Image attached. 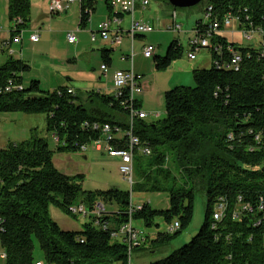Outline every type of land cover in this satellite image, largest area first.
<instances>
[{"label":"trees","instance_id":"1","mask_svg":"<svg viewBox=\"0 0 264 264\" xmlns=\"http://www.w3.org/2000/svg\"><path fill=\"white\" fill-rule=\"evenodd\" d=\"M103 1L109 16L115 14L111 0ZM96 3L80 0L82 27L90 20ZM208 4L220 21L232 13L264 27V0H208ZM8 17L18 31L27 28L30 0H8ZM204 32L200 20L194 38ZM15 33L11 31V40ZM212 42L222 45L220 52L211 50L212 67L193 71V87L178 86L166 92L165 119L150 126L136 122L142 144L151 149L152 156L157 153L156 163L164 162L166 150L183 169L185 184L199 178L207 185L205 217L197 235L170 255L148 264H264V43L259 49L240 48L220 35ZM229 48L243 58L239 71L228 68ZM111 53L102 51L105 66L111 63ZM156 53L155 68L164 72L183 56L184 48L174 41L164 57ZM30 69L12 55L0 65V113L45 115L47 132L59 142L53 150L46 138L35 135L0 149V247L5 252L4 264H36L35 240L43 251L44 264H129V247L114 240L112 233L128 220L130 193L115 187L98 194L85 191L83 175H65L53 161L55 152L79 153L80 146L95 139L99 132L92 129L94 124L126 130L128 92L124 90L119 98L89 95L85 105L67 88L44 91L38 80L26 88L22 73ZM136 191L147 190L140 186ZM160 191L168 192L169 208L156 210L144 203L134 212L133 221L158 231L153 238L144 237L132 253L145 250L148 244L150 255L160 253L193 222V186H170ZM220 202L227 209L216 221L214 210ZM100 203L104 211L94 215ZM106 204H115L117 211L108 213ZM245 204L252 210L243 211ZM50 206L75 219L79 216L70 209L83 206L90 221L82 231H64L51 218ZM158 219L167 231H159ZM175 224L178 228L171 232Z\"/></svg>","mask_w":264,"mask_h":264},{"label":"rangeland","instance_id":"2","mask_svg":"<svg viewBox=\"0 0 264 264\" xmlns=\"http://www.w3.org/2000/svg\"><path fill=\"white\" fill-rule=\"evenodd\" d=\"M141 2L142 0H137L135 17L139 21L151 24L155 31L147 34L146 36L143 35L144 38L141 41L137 39L135 43L133 61L134 63H143L146 69L142 80L143 86L141 85V93L136 95V107L140 108L138 100L145 102L143 110L149 117L143 122L150 126L160 123L165 119V94L175 86H170V89L164 91L162 90L163 86L166 84L168 85L170 81L176 83L183 78L184 80L182 82V86L193 87L195 84L193 70L210 69L212 67V55L211 50L209 49H202L197 55H195V59H197L196 62L200 61L199 65L195 64V59L189 60L187 58V51L189 49L188 43L195 37L194 29L200 20H204L206 9L209 4L208 0H204L203 3L191 9L174 10L173 7L168 5L164 0H149V6L146 7V9L142 8ZM71 7L70 13L73 15L71 22L76 24L80 12L79 0H74ZM49 8L50 0H30L31 20L28 24L27 30H22L24 31V34L26 33V36L36 32L41 36L43 41L36 50V54L34 56H32V50L28 51L29 58L27 59H30L28 61H31L32 64H29L31 67L29 71L22 73L23 84L26 88H28L33 80H38L40 82L41 89L49 92H54L61 86H69L76 90V93L72 90V94L77 95L79 98L78 102L86 105L87 95L85 92H90L92 96L98 93V88L94 85L99 81V76L103 77L100 70V65L103 64L102 58L92 57V59H90L93 52L91 33L89 32L90 24L87 28L82 29L80 33L75 34L79 42L81 33H85L83 43L84 53L80 56L78 63L75 64L72 63V61L70 64L66 63L70 66V73H75L77 76L83 77L84 82L82 86V83L77 82L79 81L78 79L76 82H68L66 76H69L70 74H66L67 72L65 68H58L54 66L63 65L58 64L61 62V50H57V48L53 46V43L51 45L46 43V34L56 32L57 37L61 29L65 26V24L61 22L65 18L63 19V15L52 16ZM102 9L106 10L104 1L97 0L96 11L102 12ZM174 11L177 13V23L182 26V31L180 33H176L168 29L169 25H171L173 21L172 13ZM111 16H109V18ZM125 16L126 18H129L128 15H124L123 18ZM213 19H217V16L214 15ZM5 22V26H0V34L4 33L7 38L6 40H8V18H6ZM238 27V24H235L231 28H224L223 38H225L228 43H234L240 48L250 47L259 49V47L262 46L261 38L257 36H255L251 41H246L244 39L243 32H241ZM240 27L243 26L240 25ZM174 41H178L183 46L184 54L164 72L156 70L154 57L151 59H145L143 57L142 47L141 45L139 46L142 42L146 45L154 46L157 48L156 56L164 57L169 45ZM125 47L126 41H124L122 45L123 49H125ZM13 49L16 48L14 47ZM114 53L119 58L129 56V61H131L132 50L129 46L127 48V53H122L117 50ZM9 57L10 54H0V64ZM145 60H147V63ZM149 65L152 66L151 73L148 72ZM56 70L59 72H56ZM85 70H87L86 73ZM83 87L87 88L84 89ZM93 100H95V98H93ZM154 114H160L161 116L156 119L153 117ZM35 135L46 138L51 149H55L56 143L54 136L47 132V117L45 115L0 113V149L7 148L10 143H21L27 141ZM164 154L165 157L163 163L155 162L157 153L153 156L136 155L133 171V184L130 186V184L127 183L119 172V159L111 158L104 152H97L90 149L86 153H54V164L61 173L72 177L78 175L84 176L81 186L85 191L98 194L115 187L121 191L130 193V206L132 205L133 207L142 206L144 203H148L153 209L167 210L169 208V194L168 192L160 191L161 188L164 189L170 186L183 188L185 185L186 187L193 186L195 190V212L193 222L189 229L177 237L167 249H162L160 253L150 255L151 252L149 250H151V246H149V244L145 246V250H140L137 254L132 253L129 257V264L151 263L157 259H162L170 255L173 251L190 243L193 237L197 235L204 222L207 206V185L199 178L191 179L188 184H185L186 181L183 169L178 168L179 166L171 153L165 150ZM166 171L168 172L167 175ZM140 186L142 190L147 191L137 192L136 189ZM100 201L103 202L102 200ZM98 205L102 204L100 203ZM106 209L108 213H113L117 211V206L115 204H106ZM49 213L53 221H55L64 231H82L84 225L90 221V218L83 216H79L76 219L71 216H67L55 206H50ZM157 224L160 225L159 231H167V226L161 219L157 220ZM133 227L142 237L149 236V238H153L158 231L156 228H145L143 223L140 221H133ZM142 243L143 242H140V245ZM4 255L5 252L0 247V264L5 263ZM34 258L36 261H41L42 264L45 263L43 251L37 240H35Z\"/></svg>","mask_w":264,"mask_h":264},{"label":"built area","instance_id":"3","mask_svg":"<svg viewBox=\"0 0 264 264\" xmlns=\"http://www.w3.org/2000/svg\"><path fill=\"white\" fill-rule=\"evenodd\" d=\"M74 0H51L50 2V14L52 16L65 14L71 7ZM80 2V0H79ZM112 7L114 10V15L106 19L99 26V34L105 41H111L113 45L120 46L123 41V29L121 27L123 20L121 17L117 16L118 14L128 15L130 17V26L126 31V34L133 42L137 36H143L150 34L155 31L154 27L142 21H139L135 17L137 0H111ZM141 6L143 9L149 6V0H142ZM92 15V12H90ZM213 10L211 7L206 9V14L203 20V30L205 32L200 38H193L189 41L188 46L190 50V56L192 57L194 53L201 51L202 49H214L215 51L220 52L222 50V45L220 43L215 44L212 42V39L215 36L220 35L223 37L224 28H231L233 25L238 24L241 32H243L244 39L246 41H251L255 36L261 38V43H264V27H256L249 17L245 18V21H242L240 16L234 15L232 13L228 14L222 21L218 18L213 19ZM172 23L169 25L168 29L180 33L182 31V26L177 23V13L174 11L172 13ZM21 21H18L20 24ZM242 25L243 27H240ZM11 31L16 32L15 37L12 40L6 41L2 44L0 48V53L8 51L10 53V45L12 43L19 44L23 40L24 31L17 30L15 24H12ZM93 40L95 39V34L92 36ZM32 42H37L39 36L34 34L30 37ZM77 38L74 33L68 35V42L70 44L76 43ZM231 53L230 62L228 68L235 71H239L240 66L243 62L242 56L235 52L233 48L228 49ZM157 48L151 45H147L143 48V56L146 59H151L155 56ZM102 70L106 72L107 66L103 65ZM141 79L140 75H137L133 68L127 71H118L114 76V96L119 98L124 90L129 94V114H128V128L122 130L119 127L113 129L112 126L107 124L99 127L98 125H93L92 129L99 132L98 136L91 140L89 143L84 144L79 147L80 153H86L90 149H93L97 152H104L109 155L111 158H117L120 161L119 172L124 177L130 186L133 184V171H134V162L136 155L150 156L152 155L151 149L143 145L139 136L136 134V122L145 121L149 116L148 114L141 110L139 107H134L137 103L136 95L141 93ZM69 94H72V90H68ZM124 104V103H123ZM156 119L160 118V114L153 115ZM55 143L59 142L58 138H55ZM241 203V198H239ZM94 215H100L104 211V206L97 205ZM137 209H141V206L129 207L127 212L128 220L126 223L120 225L115 232L112 233L114 240L126 244L129 247V257L132 254V249L135 246L140 245V242H143L144 237L140 236L138 231L133 227V214ZM227 209L225 203L220 202L216 205L214 210V219L219 221L223 218L224 213ZM243 211H251V206L249 204L242 205ZM260 210H263V207H260ZM72 214L77 216L87 217L89 212L83 207H72L70 209ZM237 212V211H236ZM241 212V210H239ZM237 216V213L234 214V217ZM175 228H178V224H175L174 227L169 230L172 232ZM5 257V255H4ZM130 260V258H129ZM36 264H42L37 262Z\"/></svg>","mask_w":264,"mask_h":264},{"label":"crops","instance_id":"4","mask_svg":"<svg viewBox=\"0 0 264 264\" xmlns=\"http://www.w3.org/2000/svg\"><path fill=\"white\" fill-rule=\"evenodd\" d=\"M51 2V0H50ZM71 8H69V10L65 13V14H62L63 15V22L65 24V26L63 27V29H61V31L59 32V35H57L56 37V32H52L50 34H46V43H49V45H51L53 43V46H55L58 49L61 50L60 52V61L58 64H63L62 66H57V65H54L55 67H58V68H65L66 70V74H70L69 76H66L67 78V81L68 82H76L77 79L79 81V83H82V86H83V82H84V79L83 77H79L77 76L75 73H70L69 71V68L70 66H68L67 64L72 61V63H75L77 64L79 59H80V56L84 53V47H83V43H84V36H85V33H81V36H80V40L78 42V39L76 41V43L74 44H70L68 42V35L70 33H80L82 29H85L87 28V26L90 24V33H91V42H92V54L90 56V59H92V57H98V58H102V62H103V57H102V51L103 50H109V51H112L111 53V63L109 65H107V70L106 72H104L102 70V66L104 65L101 64L100 65V70H101V74L103 75V77L99 76L98 77V82L94 85L98 88V93L100 94H105V95H111L113 96L114 95V76L115 74L118 72V71H127V70H130L133 68L134 72L137 74V75H140L142 77L141 79V85L143 86L142 84V80H143V76H144V72H145V65L143 63H134L133 61V57H134V48H135V43H136V40H142L144 38V36H137L133 42V46H132V41L131 39L129 38V36L126 34V31L128 30L129 26H130V17L129 18H126V16L123 18V23L121 25L122 29H123V32H121V35H123V41H122V44L120 46H115L112 44L111 41H105L102 39V37L99 35V26L106 20L109 18V12H108V9L107 7L105 6V9H102L103 11L101 12H97L96 11V6H95V10L93 11L92 15H91V18L90 20L88 21L87 25L85 27H82L81 26V12H79V18L77 19V23L76 24H73L71 22V19L73 18V15L70 13L71 11ZM57 16H61V15H57ZM66 16V17H64ZM6 18H8L9 20V17H8V0L6 1H3V0H0V26H5L6 25ZM78 25V26H77ZM11 29H12V22H10L9 20V31H7L8 35H9V39L6 40L7 38L5 37V34H0V48L2 46V44L6 41H9L11 40ZM27 30V28H25ZM7 30V29H6ZM25 30V31H26ZM5 32V31H4ZM34 34H37L36 32H33L31 33L29 36H26V33L23 35V40L21 43L19 44H14L12 43L10 45V53L8 51H5L3 53H0L1 55H12V57L14 59H18V60H23L25 61L28 65L29 64H32L31 61H28L30 59H27L29 58L28 57V51L29 50H32L33 52V55L34 56L36 54V50L38 49V47L40 46L41 42L43 41L41 39V36H39V40L38 42H32L30 40V37ZM93 34H95V39L93 40L92 36ZM76 36V35H75ZM146 36V35H145ZM77 38V37H76ZM48 41V42H47ZM124 41H126V47L125 49L122 48V45L124 43ZM55 42V44H54ZM141 45L142 47V50L145 46H147L145 43H140L139 46ZM131 47V50H132V58H131V61L129 56H126L124 58H119L117 57V55H115V51H120V52H126L127 53V48ZM16 48V49H13V48ZM200 52V51H199ZM199 52L197 53H194V55L192 57H189L190 55V50L188 49L187 51V58L189 60H192V59H195V55H197ZM143 55V53H142ZM144 57V56H143ZM120 60H119V59ZM145 58V57H144ZM146 59V58H145ZM197 59H195V64L199 65L200 64V61L199 62H196ZM7 60H5L3 63H5ZM144 62V61H143ZM145 62L147 63V60H145ZM1 63V64H3ZM67 63V64H66ZM0 64V65H1ZM31 68V67H30ZM151 69H152V66L149 65V69H148V72L151 73ZM87 70H85V73H86ZM194 71V70H193ZM56 72H59L56 70ZM106 82H104V81ZM183 78H181L179 81H177L176 83H173V81H170L168 83V85L166 84L165 86H163L162 90H168L170 89L171 87L170 86H175V87H178V86H182V82H183ZM101 85V87H100ZM174 87V88H175ZM59 88H67V89H71L74 91V93H76V90L72 87H69V86H61ZM84 89L87 88V87H83ZM86 95H87V99H88V96L91 95L90 92H85ZM139 101V104H140V108L141 110H143V105H145V102H141L140 100ZM144 111V110H143ZM161 116V115H160ZM154 117V116H153ZM155 118V117H154ZM114 159H117V158H114ZM37 262H41V261H37ZM154 262V261H153ZM42 263V262H41ZM145 264H148V263H145Z\"/></svg>","mask_w":264,"mask_h":264},{"label":"water","instance_id":"5","mask_svg":"<svg viewBox=\"0 0 264 264\" xmlns=\"http://www.w3.org/2000/svg\"><path fill=\"white\" fill-rule=\"evenodd\" d=\"M204 0H168L169 5L176 9H191L203 3Z\"/></svg>","mask_w":264,"mask_h":264}]
</instances>
